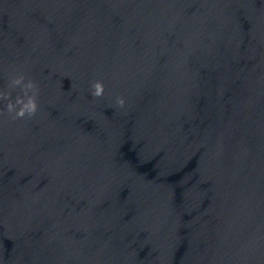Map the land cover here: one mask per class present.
<instances>
[{"label":"water","instance_id":"water-1","mask_svg":"<svg viewBox=\"0 0 264 264\" xmlns=\"http://www.w3.org/2000/svg\"><path fill=\"white\" fill-rule=\"evenodd\" d=\"M0 264H264V0H0Z\"/></svg>","mask_w":264,"mask_h":264},{"label":"clouds","instance_id":"clouds-1","mask_svg":"<svg viewBox=\"0 0 264 264\" xmlns=\"http://www.w3.org/2000/svg\"><path fill=\"white\" fill-rule=\"evenodd\" d=\"M24 81L25 78L22 75L11 80V84L13 86H20L21 91L23 92V96L18 95L16 97L15 103L12 102L10 93L3 94V98L8 100L6 105L7 110L10 113H15L14 118H23L25 116L31 118L35 116L38 111L37 97L39 94V86L32 80H28L27 83H24ZM90 87V94L92 97L97 98L103 95L104 89L102 81H94ZM29 91H31V95L28 94ZM25 96L27 97L26 100L24 99ZM116 102L120 107H123L125 104L123 97L119 96L117 97ZM17 105H19L18 109Z\"/></svg>","mask_w":264,"mask_h":264}]
</instances>
